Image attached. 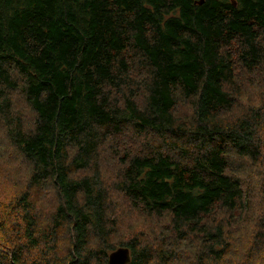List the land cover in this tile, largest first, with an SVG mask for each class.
<instances>
[{"label":"trees","instance_id":"16d2710c","mask_svg":"<svg viewBox=\"0 0 264 264\" xmlns=\"http://www.w3.org/2000/svg\"><path fill=\"white\" fill-rule=\"evenodd\" d=\"M238 64L264 65V0H0V116L12 156L30 165L10 199L0 186V264H109L119 247L128 264H182L189 241L193 264H232L233 232L212 214L249 192L228 157L260 164L264 179V110L223 113ZM17 89L36 114L29 130ZM184 100L190 117L175 111ZM131 126L168 138L166 152L128 157L118 184L135 209L169 217L166 230L147 224L153 244L142 232L115 242L108 217L100 148ZM45 186L58 197L48 214L32 193ZM258 227L242 264L264 255Z\"/></svg>","mask_w":264,"mask_h":264},{"label":"rangeland","instance_id":"374dc122","mask_svg":"<svg viewBox=\"0 0 264 264\" xmlns=\"http://www.w3.org/2000/svg\"><path fill=\"white\" fill-rule=\"evenodd\" d=\"M238 65L235 77L237 78L239 90L233 91L235 101L232 107L226 112L223 111L225 118L229 120L242 116L256 107H261L264 110V65L255 68L254 66L246 68L243 64ZM143 70L142 66L137 65L135 74H139ZM14 74L17 75L15 71ZM141 96L139 94L138 98ZM11 98L13 112L22 117L25 122V129L29 130L33 127L36 119L34 110L26 102L20 89L13 91ZM143 104L144 102L140 100V106ZM175 111L184 117H190L192 107L184 100L178 104ZM6 126L0 116V144H2L0 147V186L2 197L8 200L16 190L27 186L30 165L21 160L20 157L14 158L12 156L17 154L11 148V145H8ZM168 146L167 137H159L153 133H138L132 126L130 129H125L121 134L110 137L106 144L101 146L100 170L103 183L109 193L108 217L113 220L112 237L115 242H125L130 238L137 237L142 232L146 233V236L142 239L153 244L146 230L147 224L155 222L158 227L163 226L164 230H166L165 226L169 225V217L167 216H154V218L146 215L142 207L135 209L128 197L118 187V184H121L124 162L128 157L148 151L166 152ZM230 157H228V162L230 168H232L231 173L240 177L246 193L249 192L247 194L248 198L244 195V198L241 199L244 202L232 212L226 211L224 208H217L212 216L216 221L219 219L226 221L233 232L230 234L233 254L230 256L229 262L242 264V260L245 258L243 256H245L252 242V236L258 230V225L264 222V179L260 164L255 166L250 161H244L245 158H241L234 153ZM90 174H92V169L88 168L76 173L77 176ZM32 193L38 202V210L42 214H48L58 203L56 191L52 186H45L42 189L32 191ZM245 202H247L246 205ZM178 250L182 256V264H193L192 258L194 257V250H196L194 243L190 241L188 243L183 242L178 246ZM249 259L252 260L244 264H264V255L254 254Z\"/></svg>","mask_w":264,"mask_h":264},{"label":"water","instance_id":"95a60500","mask_svg":"<svg viewBox=\"0 0 264 264\" xmlns=\"http://www.w3.org/2000/svg\"><path fill=\"white\" fill-rule=\"evenodd\" d=\"M236 4V2H234ZM131 261L130 250L127 247H119L109 255V264H128Z\"/></svg>","mask_w":264,"mask_h":264},{"label":"bare ground","instance_id":"6f19581e","mask_svg":"<svg viewBox=\"0 0 264 264\" xmlns=\"http://www.w3.org/2000/svg\"><path fill=\"white\" fill-rule=\"evenodd\" d=\"M129 49V48H128ZM135 61V60H134ZM135 74V73H134ZM130 77V76H129ZM4 146V145H3ZM262 258V257H261Z\"/></svg>","mask_w":264,"mask_h":264}]
</instances>
